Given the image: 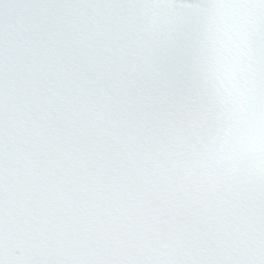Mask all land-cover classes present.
<instances>
[{"label": "snow or ice", "instance_id": "1", "mask_svg": "<svg viewBox=\"0 0 264 264\" xmlns=\"http://www.w3.org/2000/svg\"><path fill=\"white\" fill-rule=\"evenodd\" d=\"M0 264H264V0H0Z\"/></svg>", "mask_w": 264, "mask_h": 264}]
</instances>
